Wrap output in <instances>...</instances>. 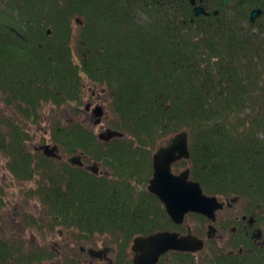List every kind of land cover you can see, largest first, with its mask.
<instances>
[{
  "label": "trees",
  "instance_id": "obj_1",
  "mask_svg": "<svg viewBox=\"0 0 264 264\" xmlns=\"http://www.w3.org/2000/svg\"><path fill=\"white\" fill-rule=\"evenodd\" d=\"M195 5L205 12L196 15ZM263 75L264 0H0V91L19 120H37L42 101L72 104L70 113L78 114L87 78L109 91L112 125L127 133L113 144L78 121L50 131L64 151L102 161L111 177L67 163L51 173L49 159L26 150L25 135L8 117L3 122L17 142L1 131L0 155L15 178L42 177L37 186L49 190L34 195L51 228L80 232L85 243L111 238L112 264H133L135 236L184 230L147 189L153 151L182 130L190 157L175 167L187 163L190 178L209 195L264 206ZM194 256L168 251L157 264H196ZM230 256L214 246L209 261L247 264ZM50 257L23 242L0 244V264ZM80 262L75 248L58 264Z\"/></svg>",
  "mask_w": 264,
  "mask_h": 264
},
{
  "label": "flooded vegetation",
  "instance_id": "obj_2",
  "mask_svg": "<svg viewBox=\"0 0 264 264\" xmlns=\"http://www.w3.org/2000/svg\"><path fill=\"white\" fill-rule=\"evenodd\" d=\"M87 85H89L87 88L92 89L91 84H87ZM102 94H104V91L102 93L92 90L90 93H88V97L83 102V107L81 108L80 106L81 109V115L79 117L80 124L84 125V120L87 117L88 122L86 123L85 126L91 129L93 132L97 126L102 125L104 120L110 119L109 108L107 106L108 101L100 96ZM98 107H100L101 109H99ZM98 111L101 113V115H96V112ZM65 125L66 123L64 122L63 126ZM99 133L100 132H98L97 135ZM113 139L114 138H110L109 140H100V141L114 144L116 140ZM164 141L165 143L164 144L159 143L156 146L155 150L160 146L167 145L170 139H166ZM44 144H49V143H44ZM44 144L39 145L38 147H36L35 150L40 151L47 159L53 158L56 159L57 161L62 159L61 155L59 154L61 147L58 144L56 143L50 144L57 147V153L59 155L58 157L46 156L43 153V151L40 149V147ZM155 150L153 151V153L155 152ZM64 152L65 154L66 153L69 154L67 156V161H65L64 164L67 163L73 167H81L84 170L96 175H103L109 177L113 175L111 168L109 169L108 166H106L102 161L90 157L82 150H78L77 152H73V153H68L67 151ZM74 156H76L75 164L70 162V158ZM103 165L106 168H108L109 171H106L105 168L103 170L102 169ZM92 167H94L96 172H94V170H91ZM12 177L15 179V181H19L14 176ZM30 182L31 183L34 182L33 176H31ZM48 190H49L48 188L38 187L36 186V184L28 187L24 186L22 187L21 190H18V192L15 193V198L17 200L16 204L11 205L10 202H8V199H10V197L13 198L14 194L9 192L8 189L6 188L5 189L0 188V244L4 245V242H9V243L23 242L24 249H29L31 251L36 250V253L38 255H44V251H47L50 253V256L52 257L58 256L57 260L52 262L51 264L60 263L63 257L67 256L68 252L71 249L79 248L80 254L87 253L92 259H98V258L92 257L88 252L89 249L90 248H95L99 250L102 249L105 250V254H103V258L98 260L102 262L104 261L106 262V264H112L113 258L112 259L109 258L107 254L112 253L113 256L115 255L116 247L114 245L105 244L104 240L98 241L96 239L93 241L94 243H91V241L88 240L87 242L89 243L88 245H86L87 243L81 241V243H85V246L82 245L73 246L74 245L73 240H69V241L67 240L66 230L62 226H59V228L62 231H58L59 230L58 228L56 232H53L50 227L51 224L50 220L44 218L43 215H39L38 213L34 214L31 211L33 207V205H31L32 201L34 202V204L37 205L39 209H42L41 201L38 202L37 199L36 200L33 199L31 195H34L36 192H44ZM23 197H26L25 201H23ZM225 200L229 201L231 199L225 198ZM234 200H238V199H234ZM258 204L259 203L254 204L252 208L251 207L248 208L246 204L245 206H242L241 209L237 210V209H233L234 202H230V201L225 202L223 208L217 210L215 222L218 220L219 217H223L225 220L224 223L226 222L232 223L230 224L231 226L224 231L226 233L222 234V230H219L217 227H215L214 235L210 238H207L208 237L207 228L211 222L207 223L206 231H205L206 239L216 240V242L218 243L217 245L219 247H224L225 251L230 253L231 255L230 257H226V258H230L232 261H236V262L241 261L247 264H264V250L261 251L257 250L258 248L264 249V206L263 204H261V206H259ZM231 210L234 211L230 212ZM184 222L182 224L184 226V230L182 231L183 233H187L191 231V227L189 225L184 224ZM36 224H38L39 226L38 229L36 228ZM44 224H47L48 230H50V232L47 233L48 237L50 238L49 242L47 244L34 243V241L31 240V233L32 234L34 233L33 230L35 231V233L36 231L44 232V229H42ZM222 225H223L222 227L226 226L225 224ZM54 237H56L55 241H54ZM203 240L205 246V239ZM95 244L98 247H95ZM245 245L246 248L243 249ZM70 247H75V248H70Z\"/></svg>",
  "mask_w": 264,
  "mask_h": 264
},
{
  "label": "water",
  "instance_id": "obj_3",
  "mask_svg": "<svg viewBox=\"0 0 264 264\" xmlns=\"http://www.w3.org/2000/svg\"><path fill=\"white\" fill-rule=\"evenodd\" d=\"M192 3L195 0H191ZM226 4L230 0H225ZM205 8L201 5L194 6V13H204ZM217 13V11H215ZM259 10L252 11V18H255ZM75 21L80 23L79 18ZM101 109L100 107H98ZM96 115H101L98 111ZM122 136L116 129L106 128L98 134L101 140H109L113 137ZM46 156L58 157L57 147L44 144L40 147ZM188 133L182 130L173 135L169 143L160 146L153 154V172L148 181V190L155 194L164 204L166 212L175 223H182L188 212L203 214L212 222L216 219V211L223 208L224 202L219 201L215 195H207L199 182L189 178V168L174 173L172 163L179 159L189 158ZM75 158L71 157L70 162L75 164ZM91 170H96L94 167ZM261 206V204H258ZM215 227L208 225L207 236L212 237ZM204 241L193 235L190 231L180 234L176 231L160 230L148 235H137L133 238L131 250L133 252V264H157L159 257L169 250L196 252L202 249ZM89 254L98 259L103 258L105 250L89 249Z\"/></svg>",
  "mask_w": 264,
  "mask_h": 264
},
{
  "label": "rangeland",
  "instance_id": "obj_4",
  "mask_svg": "<svg viewBox=\"0 0 264 264\" xmlns=\"http://www.w3.org/2000/svg\"><path fill=\"white\" fill-rule=\"evenodd\" d=\"M73 18H72V20ZM73 30V37L76 38L77 35H79L80 32V26L79 25H75L72 28ZM76 45V42H74ZM75 48V52H77V47ZM264 78V75H263ZM83 87L81 92H83V100L82 102H84L86 100V98L88 97V93H90L92 90H95L96 92H102L104 91V94L100 95L102 98L108 100V95H109V91L102 85L100 84H94L91 81H89L87 78H84L82 81ZM87 84H91L92 89L87 88L89 85ZM86 85V86H85ZM2 96H3V92L0 91V132L4 131L7 133V140L9 142H17V139H14L12 134H11V129L8 126L7 123H4L3 120H7L5 117L8 118H13V121L15 122L13 125L15 128H18L19 131H22V133L25 135V147L26 150L31 151V152H38L40 153V155L43 156V154L38 151L35 150L36 147H38L41 144L44 143H49V144H54L55 142L51 139V132L53 127H57V126H63L64 122L68 123V122H72V121H78L80 122V115H81V109L79 110L78 114H73L70 113L73 108L72 104H56L55 102L52 101H42L38 112H39V117L37 120H32V119H21L19 120L18 117V111L17 109H15L14 107L10 106V105H6L3 100H2ZM110 101L108 100L107 106L109 108V115H110V119L108 120H104L101 126H97L96 129L94 130L95 135L98 132L104 131L106 127L108 128H114L116 130H118L119 132H122L123 135L125 136V134L127 135L126 132L120 130V128H116L115 126L112 125V119L111 117L114 116L113 114V106H111V104L109 103ZM83 107V104L81 106V108ZM71 108V109H70ZM75 112V111H74ZM4 117V118H3ZM88 122V118L86 117L84 120V125H86V123ZM170 137L166 138L169 139ZM24 141L22 142V144L24 145ZM165 141H161L160 144H164ZM59 154L61 155L62 159L57 161L56 159H49L45 161V164L47 165L50 164V167L46 166L47 168H50L51 170H49L51 173L54 174H58V172L61 171V169L63 168L62 165H64L65 161H67V156L69 154H65V152L62 150V148L59 151ZM31 155H33L31 153ZM34 163H37V160L34 161ZM38 164V163H37ZM188 164H181L180 167H175L173 166V170L174 172L178 173L180 170L184 169L185 167H187ZM103 170L105 168L106 171H109L108 168H106L104 165L102 166ZM14 176L12 174V172L9 170L8 168V161H6V158L2 155H0V188H6L8 189L9 192H11L12 194H14V197L10 199H8V202H10L11 205H15L17 200L15 198V193L18 192V190H21L22 187L24 186H31L38 183L39 179H42V177L40 178L38 175L36 176V181L34 180V182H30L31 178H26L24 180H19V181H15V179L12 177ZM28 180V181H27ZM27 181V182H24ZM204 191V190H203ZM206 193V191H204ZM10 193V194H11ZM22 193V192H21ZM9 194V193H8ZM207 194V193H206ZM24 196V195H22ZM31 197H33V199H37L38 202L39 198H36L35 195H31ZM221 200H224L226 197L224 196H220L218 197ZM230 198V197H228ZM26 200V197H23V201ZM230 202H234L233 205V209H241L242 206H245L247 204L248 208H252L253 205L250 204L248 198L245 197H240L238 200H230ZM31 205H33L32 207V212L34 214H39V215H43L42 213V209H39L37 207L36 204H34V202H31ZM12 209V208H11ZM234 210H231L230 212H232ZM210 221L205 218L204 216L200 215V214H196V213H188L185 216V222L184 224L189 225L191 227V231L193 234L205 239V246L202 250H199L198 252L195 253V259H196V264H211L210 263V258H211V253H212V248L214 246L219 247L216 242V240L213 239H206V225L207 223H209ZM225 220L223 217H219L218 220L214 223V226L217 227L219 230H222V234L226 233L224 232L225 230H227L232 224L229 222L224 223ZM225 224V227H222ZM59 226H55V228H51V230L53 232H56V230H58ZM42 229H44V232H37L35 233V231L33 230V234L31 233V240L34 241V243H42V244H47L50 240V238L48 237L47 233L50 232V230H48V226L47 224H44ZM178 231L183 232L181 229H176ZM58 231H62L60 228ZM230 233V232H229ZM28 234V233H27ZM67 234V240H73L74 245L73 246H85V243H81V240H83L84 238H81L80 232L71 230L69 232L66 231ZM88 239V238H87ZM104 240V242L108 243L109 245H113L111 243V238H103L102 236L99 235H95L91 241V243H94V240ZM56 240V237H54V241ZM86 240V239H85ZM88 241H86L87 243ZM29 244V243H28ZM89 243H87L86 245H88ZM30 245V244H29ZM29 247V246H28ZM95 247H98L95 244ZM70 248H75V247H70ZM219 248H223L225 250L224 247H219ZM107 256L109 258H113V254L112 253H108ZM52 257V256H51ZM49 258L48 260H43L42 264H51L52 262L57 260V257H52ZM130 257L132 258V252L130 251ZM79 264H106V262H102L99 261L98 259H92L87 253L85 254H81V262Z\"/></svg>",
  "mask_w": 264,
  "mask_h": 264
}]
</instances>
